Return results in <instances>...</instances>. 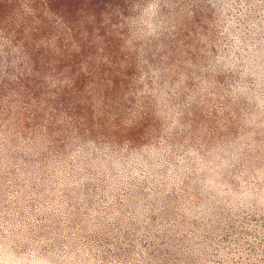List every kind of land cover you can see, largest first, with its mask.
<instances>
[{
	"label": "rangeland",
	"instance_id": "obj_1",
	"mask_svg": "<svg viewBox=\"0 0 264 264\" xmlns=\"http://www.w3.org/2000/svg\"><path fill=\"white\" fill-rule=\"evenodd\" d=\"M0 264H264V0H0Z\"/></svg>",
	"mask_w": 264,
	"mask_h": 264
}]
</instances>
